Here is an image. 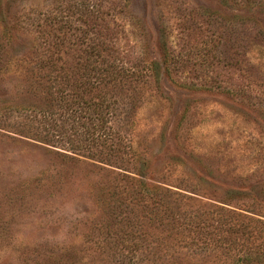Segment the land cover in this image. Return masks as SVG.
Segmentation results:
<instances>
[{
  "label": "rangeland",
  "instance_id": "1",
  "mask_svg": "<svg viewBox=\"0 0 264 264\" xmlns=\"http://www.w3.org/2000/svg\"><path fill=\"white\" fill-rule=\"evenodd\" d=\"M0 264H264V0H0Z\"/></svg>",
  "mask_w": 264,
  "mask_h": 264
},
{
  "label": "trees",
  "instance_id": "2",
  "mask_svg": "<svg viewBox=\"0 0 264 264\" xmlns=\"http://www.w3.org/2000/svg\"><path fill=\"white\" fill-rule=\"evenodd\" d=\"M153 70L154 71H156L157 70V67L156 66H154L153 67ZM95 73L97 74V76H98V80L97 79H95V82L98 84V83H106V82H108V80H111V81H113L114 79H112L111 77H109L110 75L108 74V72L107 71H99V70H95ZM112 74V73H111ZM93 85H94V83H93ZM141 186V188L143 189V190H145V191H148V188L146 187V186H144L143 184L142 185H140ZM260 254V253H259ZM261 254H263V253H261Z\"/></svg>",
  "mask_w": 264,
  "mask_h": 264
}]
</instances>
